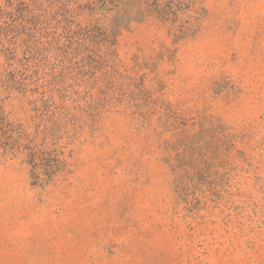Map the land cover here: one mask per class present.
<instances>
[{"label": "rangeland", "instance_id": "rangeland-1", "mask_svg": "<svg viewBox=\"0 0 264 264\" xmlns=\"http://www.w3.org/2000/svg\"><path fill=\"white\" fill-rule=\"evenodd\" d=\"M190 1L0 0V264H264V0Z\"/></svg>", "mask_w": 264, "mask_h": 264}, {"label": "trees", "instance_id": "trees-1", "mask_svg": "<svg viewBox=\"0 0 264 264\" xmlns=\"http://www.w3.org/2000/svg\"><path fill=\"white\" fill-rule=\"evenodd\" d=\"M13 1L5 0L6 5H11ZM85 2L91 22L98 29H102L107 37L115 38L122 27L146 16H154L168 24L175 38L190 33L196 26L197 17L191 14L193 7L190 0H85ZM192 184L188 187L183 175L176 174L174 186L178 199L187 202L188 193H195L197 188L194 183Z\"/></svg>", "mask_w": 264, "mask_h": 264}]
</instances>
